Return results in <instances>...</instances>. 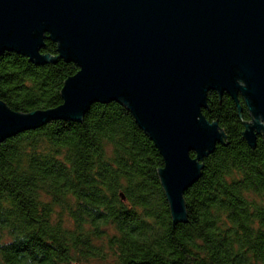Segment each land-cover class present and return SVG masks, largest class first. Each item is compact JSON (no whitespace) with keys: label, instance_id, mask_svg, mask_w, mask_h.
<instances>
[{"label":"trees","instance_id":"16d2710c","mask_svg":"<svg viewBox=\"0 0 264 264\" xmlns=\"http://www.w3.org/2000/svg\"><path fill=\"white\" fill-rule=\"evenodd\" d=\"M57 50L46 41L41 53ZM78 72L62 59L36 66L5 53L0 101L23 114L56 109ZM240 105L241 114L229 95L208 94L202 114L227 139L185 193L182 224L159 177L164 159L121 102L95 104L81 123L53 121L8 138L0 144V264H264V136L248 145L241 96Z\"/></svg>","mask_w":264,"mask_h":264},{"label":"water","instance_id":"95a60500","mask_svg":"<svg viewBox=\"0 0 264 264\" xmlns=\"http://www.w3.org/2000/svg\"><path fill=\"white\" fill-rule=\"evenodd\" d=\"M46 41L58 44L57 57L41 53ZM5 53L36 66L62 59L79 72L56 109L23 114L0 101V144L121 102L164 159L159 177L175 224L186 223L184 195L227 139L202 114L210 92L229 95L240 114L242 97L250 147L264 136V0H0Z\"/></svg>","mask_w":264,"mask_h":264},{"label":"rangeland","instance_id":"374dc122","mask_svg":"<svg viewBox=\"0 0 264 264\" xmlns=\"http://www.w3.org/2000/svg\"><path fill=\"white\" fill-rule=\"evenodd\" d=\"M63 217H65L64 219V223L67 225V226H71V221L66 218L67 216L64 215ZM80 264H114V262L112 261V259H108L107 261H102V260H92L91 262H81Z\"/></svg>","mask_w":264,"mask_h":264},{"label":"flooded vegetation","instance_id":"af4514ba","mask_svg":"<svg viewBox=\"0 0 264 264\" xmlns=\"http://www.w3.org/2000/svg\"><path fill=\"white\" fill-rule=\"evenodd\" d=\"M54 43V42H53ZM240 98V97H239Z\"/></svg>","mask_w":264,"mask_h":264}]
</instances>
